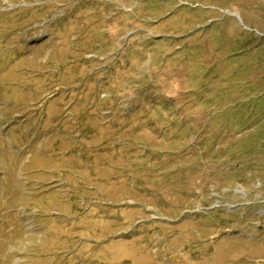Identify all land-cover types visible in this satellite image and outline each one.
I'll return each mask as SVG.
<instances>
[{"label": "rangeland", "instance_id": "obj_1", "mask_svg": "<svg viewBox=\"0 0 264 264\" xmlns=\"http://www.w3.org/2000/svg\"><path fill=\"white\" fill-rule=\"evenodd\" d=\"M146 259L264 264V0H0V264Z\"/></svg>", "mask_w": 264, "mask_h": 264}, {"label": "bare ground", "instance_id": "obj_2", "mask_svg": "<svg viewBox=\"0 0 264 264\" xmlns=\"http://www.w3.org/2000/svg\"><path fill=\"white\" fill-rule=\"evenodd\" d=\"M143 238L144 239H150V240H152L154 237H153V235H151V234H145L144 236H143ZM150 246H151V244H150V242L148 241V242H146V241H144V240H142V241H140V243H139V247H141V248H144L145 250H148L147 251V253H149V248H150ZM93 247V246H92ZM91 247V248H92ZM90 247H89V249H91ZM174 253V255H177V252L175 251V252H173ZM186 257H188L189 256V254L187 253V254H184ZM187 264H193V263H191V261H187L186 262ZM146 264H152L148 259H146ZM155 264V263H154Z\"/></svg>", "mask_w": 264, "mask_h": 264}]
</instances>
